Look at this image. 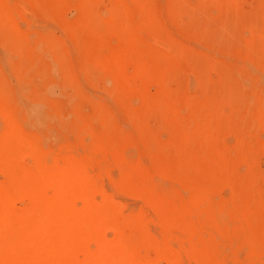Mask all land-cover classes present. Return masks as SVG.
Segmentation results:
<instances>
[{"label": "rangeland", "instance_id": "rangeland-1", "mask_svg": "<svg viewBox=\"0 0 264 264\" xmlns=\"http://www.w3.org/2000/svg\"><path fill=\"white\" fill-rule=\"evenodd\" d=\"M0 192V264H264V0H0Z\"/></svg>", "mask_w": 264, "mask_h": 264}, {"label": "bare ground", "instance_id": "bare-ground-1", "mask_svg": "<svg viewBox=\"0 0 264 264\" xmlns=\"http://www.w3.org/2000/svg\"><path fill=\"white\" fill-rule=\"evenodd\" d=\"M117 4L115 5L114 7V10L115 12L117 13H121L123 9L122 7V3L121 1H116ZM90 19V18H89ZM93 20V18H91ZM95 20V19H94ZM91 21V20H90ZM97 21V19L95 21H93L94 23L92 24H95V22ZM240 23H242L240 21ZM91 24V22L89 23ZM91 24V25H92ZM101 23H99V25L96 23V29L98 31H101L102 33H105L106 29L105 26L103 25H100ZM94 25V26H95ZM92 26V28L94 27ZM103 30H100L101 28H103ZM95 28V27H94ZM231 32V31H230ZM100 39V38H99ZM101 40V39H100ZM122 51V50H120ZM125 52V51H124ZM97 54V53H96ZM121 55V54H120ZM128 58V57H127ZM112 59V58H111ZM118 59V58H117ZM125 59V58H124ZM126 61V60H125ZM263 66V65H262ZM123 84V83H122ZM227 94V93H226ZM225 95V94H224ZM233 96V95H232ZM261 101V100H260ZM250 107V106H249ZM259 112V111H258ZM253 120V119H252ZM252 125V124H251ZM252 127V126H251ZM221 162V161H220ZM249 163V162H248ZM214 166V165H213ZM212 166V167H213ZM213 170V169H212ZM215 171V169H214ZM213 174V172H212ZM35 178V177H34ZM40 178L42 179V183L39 184V182L41 181V179H39V186H42V184L44 183L43 181H45L44 177L43 176H40ZM38 181V179H36ZM34 183V182H33ZM36 183V182H35ZM36 185H34L35 187ZM251 187V185H250ZM6 193V192H4ZM3 192H0V195L2 196V194L4 195ZM5 196V195H4ZM3 207H1L2 209ZM0 209V210H1ZM10 215V213H8ZM6 212V210H1L0 211V256H5V257H9V258H13L15 256H17V254L21 255V256H26L29 252V248L27 247V251L25 253V251L23 250V248H6L7 245H9L12 241L15 240V242H22V244H26L24 243L20 236L25 234V235H33V240L36 244H39V240L37 239V235L39 236V230H43L44 228L45 229H49L51 228V225L49 222L47 221H43V219L46 218V216L42 215L38 218V215H39V212L38 211H35V217H36V220L33 216V222L32 223H29V221L25 220L24 223H20L18 220L12 218V217H9ZM56 228V227H54ZM15 237H18V239H15ZM14 242V243H15ZM46 242V241H45ZM58 253L57 252H52L50 255H54L56 256ZM41 255V253L39 252L38 249H36L34 252H33V257L35 258H38L39 256ZM28 256V255H27ZM10 264V263H8Z\"/></svg>", "mask_w": 264, "mask_h": 264}]
</instances>
